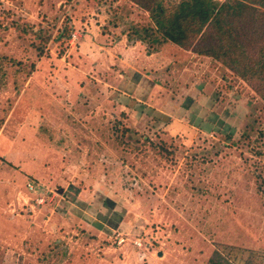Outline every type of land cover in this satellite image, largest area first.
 Returning <instances> with one entry per match:
<instances>
[{"label":"rangeland","instance_id":"rangeland-1","mask_svg":"<svg viewBox=\"0 0 264 264\" xmlns=\"http://www.w3.org/2000/svg\"><path fill=\"white\" fill-rule=\"evenodd\" d=\"M111 3L0 0V264H264V101Z\"/></svg>","mask_w":264,"mask_h":264},{"label":"trees","instance_id":"trees-1","mask_svg":"<svg viewBox=\"0 0 264 264\" xmlns=\"http://www.w3.org/2000/svg\"><path fill=\"white\" fill-rule=\"evenodd\" d=\"M127 1L149 16L150 24L129 25V34L135 41L147 43L149 53L169 42L197 56L220 61L264 101V0H251L257 7L231 0H179L173 4L170 0ZM111 12L113 23L122 20L116 10ZM72 30L64 26L56 40L69 39ZM48 41L50 37L45 39ZM2 77L0 74V83Z\"/></svg>","mask_w":264,"mask_h":264},{"label":"crops","instance_id":"crops-1","mask_svg":"<svg viewBox=\"0 0 264 264\" xmlns=\"http://www.w3.org/2000/svg\"><path fill=\"white\" fill-rule=\"evenodd\" d=\"M118 1L119 0H112V3H111V8L114 9V10H116V12H115L116 14L118 12H120V9L128 8V9L132 10V9H134V8H132L133 6L135 7V9H140L137 5H135L133 3H130L127 0H122V2L121 1L118 2ZM140 10H142V9H140ZM117 17L119 18L120 16H117ZM112 25H114V27L119 26L117 23H113Z\"/></svg>","mask_w":264,"mask_h":264},{"label":"built area","instance_id":"built-area-1","mask_svg":"<svg viewBox=\"0 0 264 264\" xmlns=\"http://www.w3.org/2000/svg\"><path fill=\"white\" fill-rule=\"evenodd\" d=\"M215 1L222 2L223 0H215ZM74 37H75V34H72V35H71V38H70V41L73 40ZM28 187H31V185H30L29 183H28ZM36 202H37V203H42L43 201L39 199V200H37ZM123 241H124V240H123ZM123 241H122V242H123ZM122 242H121V243H122ZM137 243L139 244V246L141 245L140 242H137Z\"/></svg>","mask_w":264,"mask_h":264}]
</instances>
